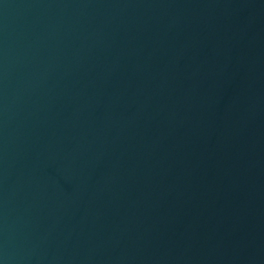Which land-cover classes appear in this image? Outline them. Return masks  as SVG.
Instances as JSON below:
<instances>
[{"label":"water","instance_id":"1","mask_svg":"<svg viewBox=\"0 0 264 264\" xmlns=\"http://www.w3.org/2000/svg\"><path fill=\"white\" fill-rule=\"evenodd\" d=\"M0 264H264V0H0Z\"/></svg>","mask_w":264,"mask_h":264}]
</instances>
